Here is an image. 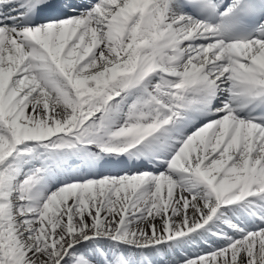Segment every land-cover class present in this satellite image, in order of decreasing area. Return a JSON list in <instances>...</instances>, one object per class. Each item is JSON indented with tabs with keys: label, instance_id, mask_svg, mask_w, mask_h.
Masks as SVG:
<instances>
[{
	"label": "snow or ice",
	"instance_id": "snow-or-ice-1",
	"mask_svg": "<svg viewBox=\"0 0 264 264\" xmlns=\"http://www.w3.org/2000/svg\"><path fill=\"white\" fill-rule=\"evenodd\" d=\"M0 264H264V0H0Z\"/></svg>",
	"mask_w": 264,
	"mask_h": 264
}]
</instances>
